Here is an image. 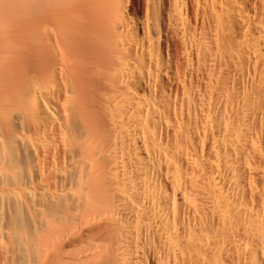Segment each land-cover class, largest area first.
<instances>
[{"label":"bare ground","instance_id":"obj_1","mask_svg":"<svg viewBox=\"0 0 264 264\" xmlns=\"http://www.w3.org/2000/svg\"><path fill=\"white\" fill-rule=\"evenodd\" d=\"M0 264H264V0H0Z\"/></svg>","mask_w":264,"mask_h":264}]
</instances>
